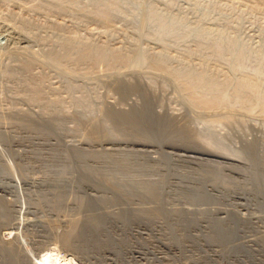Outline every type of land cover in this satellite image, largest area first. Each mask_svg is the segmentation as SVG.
<instances>
[{
	"label": "rangeland",
	"instance_id": "obj_1",
	"mask_svg": "<svg viewBox=\"0 0 264 264\" xmlns=\"http://www.w3.org/2000/svg\"><path fill=\"white\" fill-rule=\"evenodd\" d=\"M35 1L0 0V264H264V0H130L108 26ZM209 141L236 165L183 151ZM140 179L160 199L111 189Z\"/></svg>",
	"mask_w": 264,
	"mask_h": 264
},
{
	"label": "bare ground",
	"instance_id": "obj_2",
	"mask_svg": "<svg viewBox=\"0 0 264 264\" xmlns=\"http://www.w3.org/2000/svg\"><path fill=\"white\" fill-rule=\"evenodd\" d=\"M31 1V0H30ZM35 1V0H34ZM36 1H38V0H36ZM35 1V2H36ZM54 1H56V0H53V3H54ZM58 1V3H59V1H60V3H62V4H57V3H54V5L55 4H57V5H55V7L57 6V8L58 9H61V10H63L64 9V7H65V5L66 4H68V3H73V4H77V3H79V2H81L82 0H57ZM56 1V2H57ZM128 2H130V0H91V3H92V5L93 6H96V8H98V10H97V12H96V16H98L97 18H99V21H101L103 24H105L106 26H108L109 24H107L108 22H110V21H112L111 19L114 17V15H117V14H122L123 13V10H125V9H127V7H128V5H127V3ZM31 5L33 6V7H37V3H31ZM50 7H51V5H50ZM149 12L152 14V19H154V22L156 23V24H158L162 29H164V30H166V32H168V30L169 29H171L173 26H176V27H182V25H183V22H180V21H176V20H174V19H171V20H164L163 18H160L159 16H157V15H155V13L153 12V10L152 9H149ZM110 19V20H109ZM219 37H221V36H218V37H216L215 38V40H212L213 42V45H212V47H213V51H214V53L217 55V56H219V54H224L225 52H229V51H232V50H236V46H235V44L234 43H231V41H229V42H224V41H222V39L221 38H219ZM61 46L62 47H64V48H66L67 49V51H68V57H70V53H71V51H72V49H76V48H79V49H82V50H84V51H86V48L88 47L87 46V44H83V45H85V46H83V45H81V44H79V42L77 41V38H76V36H73V35H71V36H65V37H63L62 38V40H61ZM234 44V45H233ZM87 51H89V50H87ZM246 49L245 50H243L242 52H240L241 53V55H239V58L240 59H243L244 57H246L244 54L246 53ZM245 52V53H244ZM91 53V51H89V52H87L86 53V55H88V54H90ZM231 53H233L232 54V57L234 56V58L235 59H237L238 58V54L237 53H235V51H232ZM92 54H95V53H92ZM66 56V57H67ZM94 59L93 60H95V63L97 64V65H101L100 64V62H101V60L102 59H105L106 57L107 58H113L114 57V55L113 54H101V55H99V54H95L94 55ZM69 59V58H68ZM109 62L110 61H107V62H104V63H107V64H109ZM156 68L157 69H159V70H162L163 69V66H162V64H160V62H158V64L156 65ZM174 75H175V79L178 81V82H181L182 84H184V86L186 87V89L189 91V94H190V96H191V99H192V101H193V103H195V104H197V106L199 105V106H206V107H210V106H213L212 104H214V103H212L213 101H215V97H213V98H210V99H206L205 100V98H203V97H208L209 98V95H212V93H214L215 92V90L213 89V86H212V88H210V89H207V90H204V91H202L203 90V88H205V83H204V80L202 79V80H200V81H193V80H191L192 78H191V75H190V77H189V75H182L181 73H174ZM196 80V79H195ZM207 85V84H206ZM211 86V85H210ZM246 86V85H245ZM197 94H202V96L201 97H198L197 96ZM206 97V98H207ZM105 140V139H104ZM216 139H214V141H215ZM102 141V140H101ZM192 142V141H191ZM194 142L195 143H197L198 141L197 140H194ZM109 143V142H108ZM220 143V142H219ZM218 143V144H219ZM137 145V144H136ZM198 145V144H197ZM201 145V144H200ZM203 146H206L207 148H204L205 150H203L202 151V149L199 151V150H188L187 148H185V150H183V149H180V150H183L184 152H186V154L187 153H197V154H199V155H208V156H213V157H216V158H222V159H224V160H226V163L228 164V166H230V167H233V166H235L236 165V163H235V159H232V158H230L229 156H228V153L226 152V151H224V149L223 148H219V149H217L218 148V145H217V147H216V149L212 146V142L211 141H209V143H207V144H205V145H203ZM219 147H220V145H219ZM223 147H225V146H223ZM198 148V147H197ZM215 150H217L216 152H215ZM214 151V153H212ZM151 154V153H150ZM149 154V155H150ZM181 155V154H180ZM193 157V156H192ZM197 159V158H196ZM140 172V171H139ZM150 172V171H149ZM204 172V171H203ZM151 173V172H150ZM139 174H141V173H139ZM149 174V173H148ZM148 174H146L147 175V177H148ZM153 174V173H152ZM151 174V175H152ZM207 174H209L208 172H207ZM210 174H213V173H210ZM209 174V175H210ZM145 175V176H146ZM208 175V176H209ZM144 176V175H143ZM133 177V176H132ZM137 177V176H136ZM140 177V176H139ZM153 177V176H152ZM141 178V177H140ZM211 178H212V175H211ZM148 182H150V181H148ZM131 183H134V186H128V187H125L126 185H128L129 183H123V184H121V185H119L118 187L116 186V188H111L112 190L114 189L115 190V192H117L118 194H119V196H120V194L121 195H123L124 196V198H126V199H129V196H138V197H140L141 198V200H145L146 202L147 201H149V200H158V199H160V196H161V194L160 193H162L161 191H163V190H159V189H157V187H155V185H153L152 183H148L147 185L148 186H146L145 185V182L144 181H142V179H140V181L139 180H136L135 182H131ZM214 185V187H216V186H218V185H216V184H213ZM111 186V185H110ZM112 187V186H111ZM218 188V187H217ZM196 196V195H195ZM182 197H184V198H191L192 197V195L190 196V194L189 193H186V192H184L183 194H182ZM197 197V196H196ZM125 199V200H126ZM184 200V199H183ZM130 203V202H129ZM147 204V203H146ZM153 205V204H152ZM142 206V205H141ZM150 207V206H149ZM158 207V206H157ZM195 214V213H194ZM151 215V214H150ZM196 215V214H195ZM150 224V223H149ZM63 261V260H62ZM70 262H71V259H69V258H66L65 259V262L64 263H61V264H70Z\"/></svg>",
	"mask_w": 264,
	"mask_h": 264
}]
</instances>
